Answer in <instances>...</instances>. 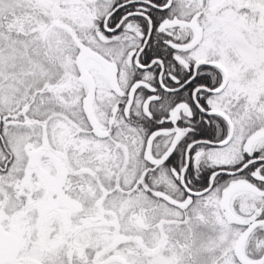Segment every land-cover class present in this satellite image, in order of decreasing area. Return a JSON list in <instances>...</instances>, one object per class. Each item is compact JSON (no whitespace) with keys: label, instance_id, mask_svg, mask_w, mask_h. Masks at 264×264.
Returning a JSON list of instances; mask_svg holds the SVG:
<instances>
[{"label":"snow or ice","instance_id":"6c2138e0","mask_svg":"<svg viewBox=\"0 0 264 264\" xmlns=\"http://www.w3.org/2000/svg\"><path fill=\"white\" fill-rule=\"evenodd\" d=\"M0 264H264V0H0Z\"/></svg>","mask_w":264,"mask_h":264}]
</instances>
